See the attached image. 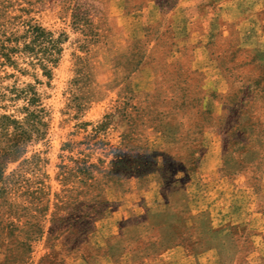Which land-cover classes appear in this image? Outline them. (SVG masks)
Listing matches in <instances>:
<instances>
[{
	"label": "rangeland",
	"instance_id": "rangeland-1",
	"mask_svg": "<svg viewBox=\"0 0 264 264\" xmlns=\"http://www.w3.org/2000/svg\"><path fill=\"white\" fill-rule=\"evenodd\" d=\"M26 20L67 39L50 80L0 67V112L20 114L22 100L2 97L15 87L41 95L47 132L25 156L39 155L51 193L70 156L112 158L127 99L141 109L136 130L173 157L179 183L172 193L159 180L110 193L109 213L85 236L47 243V215L29 252L12 257L4 237L0 264H264V0H0V39ZM153 115L159 132L142 121Z\"/></svg>",
	"mask_w": 264,
	"mask_h": 264
},
{
	"label": "trees",
	"instance_id": "trees-1",
	"mask_svg": "<svg viewBox=\"0 0 264 264\" xmlns=\"http://www.w3.org/2000/svg\"><path fill=\"white\" fill-rule=\"evenodd\" d=\"M74 9L73 19L78 20L79 12ZM23 22L21 31L4 33L0 39V67L26 73L27 66H30L41 70L42 75L50 80L67 36L65 32L56 35L32 20ZM19 60L25 66H21ZM77 71L82 74L81 68ZM6 75L13 76L14 73ZM79 80L77 78L76 82ZM2 97L23 101L18 108L19 115L0 112V243L5 242L4 237L14 239L13 248L8 249H11L12 257L20 249L29 252L31 243L44 235L42 220H46L47 215H50L47 219L50 223L47 229L49 243L62 236L74 238L90 233L95 223L109 213L110 193L123 196L141 191L152 180H159L170 193L176 190L179 182L174 180L173 157L167 155V150H155L146 140L143 141L135 123L141 117V109L131 105L127 99L120 106L127 129L121 134L120 146L111 151L112 158L108 162L101 158L93 162L87 155L70 156L69 163L58 165L56 179L61 187L51 193L50 186L45 183L47 176H39V155L25 156L28 146L44 139L47 132L48 112L41 95L33 84L27 83L21 88H13L9 96L3 94ZM74 99L77 100L76 97ZM82 107L78 103L77 109ZM129 107L132 110L126 113ZM108 117L106 115L98 127H105ZM142 121L149 123L147 127L154 131L161 130L162 120L157 115ZM16 161H19L18 166L6 176L7 164ZM27 173L33 177H26ZM9 185L14 190V198L8 195ZM5 215L11 219L5 220Z\"/></svg>",
	"mask_w": 264,
	"mask_h": 264
}]
</instances>
